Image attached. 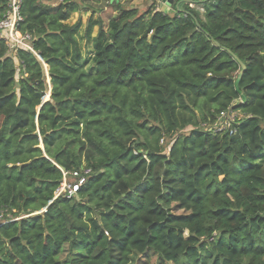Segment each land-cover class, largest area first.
Wrapping results in <instances>:
<instances>
[{
	"label": "trees",
	"instance_id": "trees-1",
	"mask_svg": "<svg viewBox=\"0 0 264 264\" xmlns=\"http://www.w3.org/2000/svg\"><path fill=\"white\" fill-rule=\"evenodd\" d=\"M49 1L0 39V264H264V0H112L89 57L88 0Z\"/></svg>",
	"mask_w": 264,
	"mask_h": 264
},
{
	"label": "built area",
	"instance_id": "built-area-1",
	"mask_svg": "<svg viewBox=\"0 0 264 264\" xmlns=\"http://www.w3.org/2000/svg\"><path fill=\"white\" fill-rule=\"evenodd\" d=\"M192 9H198L204 12L203 4L209 0H181ZM21 0H10V9L5 16L0 20V39L5 40L11 52H16L19 48H26L31 50L30 36L23 35L17 29L18 23L22 20L19 9ZM164 2V0H158ZM164 4H166L164 2ZM238 118L237 113L229 110L222 112L217 121L211 125L204 124L203 127L208 130L223 131L229 129L236 123ZM233 130L231 131V133ZM90 169H82L81 171H74L71 173L64 172V179L61 187L57 191V196L67 195L71 197L75 194L79 187L85 182L87 176L90 174ZM68 178H72L69 182Z\"/></svg>",
	"mask_w": 264,
	"mask_h": 264
},
{
	"label": "rangeland",
	"instance_id": "rangeland-1",
	"mask_svg": "<svg viewBox=\"0 0 264 264\" xmlns=\"http://www.w3.org/2000/svg\"><path fill=\"white\" fill-rule=\"evenodd\" d=\"M114 1V0H113ZM112 0H88L86 3L82 5V9L79 13H76L72 16L70 23L74 24L78 21L82 22V46L84 50L85 57L91 56V42H88L84 35H85V29L89 24L90 20L97 21L103 25V27L109 32V21L111 16L114 14L113 11V2ZM121 4L125 5H132L134 7H137L139 11L142 13L147 8H149L152 4L157 2L158 8L164 11H169L170 7H168V4H164V2H158V0H118ZM59 2V0H53L49 1L48 4L56 5ZM198 10V9H197ZM199 12L203 13L202 11L198 10ZM99 26L94 28L93 35L95 36L98 33ZM16 64H18L17 60L15 61ZM49 99V93L46 95L44 100ZM170 143L169 140H165L163 145L167 146ZM69 182H72V178H68ZM178 213H181V211H177ZM62 261L67 260L68 258V251L60 257Z\"/></svg>",
	"mask_w": 264,
	"mask_h": 264
},
{
	"label": "water",
	"instance_id": "water-1",
	"mask_svg": "<svg viewBox=\"0 0 264 264\" xmlns=\"http://www.w3.org/2000/svg\"><path fill=\"white\" fill-rule=\"evenodd\" d=\"M164 2H165L166 4H168V5H171V4L174 2V0H164ZM199 27H200V25H199ZM236 60L239 62V64H240L241 67H242V71L240 72V75H239V77H238V80L236 81V88H237V91H240V90H239V83H240V81H241V78H242V76H243L245 70H246V66H245V64H244L243 62H241L238 58H236ZM49 97H50V94H49ZM48 100H49V99H47V100H45V101H48ZM63 171H64V169H63Z\"/></svg>",
	"mask_w": 264,
	"mask_h": 264
}]
</instances>
